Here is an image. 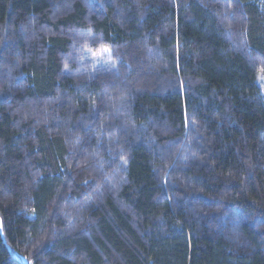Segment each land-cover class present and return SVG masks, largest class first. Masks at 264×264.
Instances as JSON below:
<instances>
[{
	"label": "trees",
	"instance_id": "obj_1",
	"mask_svg": "<svg viewBox=\"0 0 264 264\" xmlns=\"http://www.w3.org/2000/svg\"><path fill=\"white\" fill-rule=\"evenodd\" d=\"M260 77L264 0H0V264H264Z\"/></svg>",
	"mask_w": 264,
	"mask_h": 264
},
{
	"label": "rangeland",
	"instance_id": "obj_2",
	"mask_svg": "<svg viewBox=\"0 0 264 264\" xmlns=\"http://www.w3.org/2000/svg\"><path fill=\"white\" fill-rule=\"evenodd\" d=\"M108 53H104V54H101V56H99L98 58H96V62L97 64L101 62L102 58L104 59L105 57H107ZM260 84H261V87H262V91L264 93V78L260 77Z\"/></svg>",
	"mask_w": 264,
	"mask_h": 264
}]
</instances>
